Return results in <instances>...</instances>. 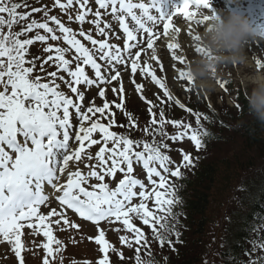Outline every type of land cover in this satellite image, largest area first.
<instances>
[{"label":"snow or ice","instance_id":"1","mask_svg":"<svg viewBox=\"0 0 264 264\" xmlns=\"http://www.w3.org/2000/svg\"><path fill=\"white\" fill-rule=\"evenodd\" d=\"M94 3L98 6L95 11L89 0H65L63 3L55 0L54 7L62 12L75 11L74 17L68 15L69 21L74 20L81 25L78 31H74L57 16H49L47 9L22 11L29 7L26 0L23 3L0 0V237L12 245L20 264H24L21 237L37 234L46 238L47 242L42 245L46 252L43 264H49L48 257L54 258L52 245H57V252L61 245L53 235L52 225L59 226L58 230H64L65 226L78 227L66 215V210L98 228L101 222L111 224L119 221L127 233L132 234L131 238L121 236V243L129 248L133 244L139 246L134 251L135 264H158L154 256L143 260L141 249H147V255L152 256L150 243L159 242L161 248L166 243L171 246L173 233L179 242L174 208L181 200L177 186L169 177L181 179V168L193 166L191 154L181 150L183 162L173 169L171 165L174 162L167 154L169 145L166 141L177 142L187 138L199 151L204 147V138L212 135L201 124L202 114L199 112L192 113L197 126L193 128L182 120L166 119L163 108L157 117L152 111L153 106H150L151 120L141 131L152 139H132L130 130L137 128V122L125 112L128 124H117L115 113L110 111L109 102L104 100L105 89L100 87L120 78V72L114 65L130 63L132 74H136L138 69L142 75L147 74L171 100L172 94L165 84L148 66L140 67L141 51L146 46L153 50L150 58L157 60L154 45L163 46L164 50L172 53L174 61L184 65L185 57L176 54L181 45L166 43L162 37H168L170 32H181L179 26L173 27V17L182 16L196 25H203L214 18L211 0H183L182 6L171 14L164 12V0H94ZM200 9L211 14L197 19ZM41 11V20L30 19L33 12ZM90 14L94 19L87 20ZM109 15L118 21L126 37L123 51L106 38L94 39L82 27L87 20L95 26L97 35L107 37L109 33L105 30L112 31L111 21L102 19V16ZM17 27L19 30H15ZM34 32L35 35L29 36ZM112 34L115 35L114 32ZM188 35L193 41L198 39L191 28ZM49 41H62L66 47ZM36 42L46 45L43 48V52L48 54L46 57L30 52V47ZM132 49L138 50L133 52ZM194 51L199 54L201 50L194 46ZM37 61H40L39 66ZM98 61H104L108 67H102ZM256 64L264 70L259 59ZM49 68L55 70L49 71ZM86 68L90 69L91 76ZM105 72H115V75L106 76ZM178 79L193 83L184 71L178 72ZM61 83L73 95L66 94ZM218 83L226 90L227 81ZM93 86L100 88L98 94L104 100L103 106L95 105L94 100L84 104L85 93ZM140 89L141 86L137 85V91ZM112 91L116 93L117 89ZM120 92H123L122 84ZM175 103L185 111H191L179 100ZM116 107L124 112L122 97L121 104ZM203 119L208 121L209 117L203 116ZM102 120L108 122L102 123ZM165 125H172L175 134H169ZM115 127L126 131L118 133L112 130ZM95 145L99 148L93 155L90 149ZM81 165L87 171L82 170ZM135 166L142 167L147 184L133 174ZM118 173L122 178L113 188L110 184ZM52 192L58 194L55 199L59 209L50 207ZM134 199L139 202L133 203ZM42 206L49 207V211L42 212ZM136 220L148 226L151 239L136 225ZM25 228L29 229L28 233H24ZM95 243L103 253L97 264H110L109 252L116 253L117 250L105 239L104 230L99 231ZM257 247L264 249V243H254L253 249ZM119 258L125 259L122 253ZM248 264H264V258L250 260Z\"/></svg>","mask_w":264,"mask_h":264},{"label":"rangeland","instance_id":"2","mask_svg":"<svg viewBox=\"0 0 264 264\" xmlns=\"http://www.w3.org/2000/svg\"><path fill=\"white\" fill-rule=\"evenodd\" d=\"M133 1L138 2V0ZM217 1L219 2L215 1L216 4H212L211 0V9L216 15H219L221 12L230 13L235 11L238 14L247 17L254 27H256L259 31L264 32V0H241L239 7L231 4L229 0ZM61 2L63 3L65 0H61ZM89 2L93 8V11H95L98 6L95 5L94 0H89ZM144 2H148V0H144ZM45 4L48 6H46L44 9L49 10V16H56L57 14L58 18L61 19L62 22L66 24V26L71 27L74 31L79 30L81 25L74 22V20H68L69 14L73 15V17L75 16L74 10H69V13L66 14L58 7H54L55 1H52L51 4H48L46 1ZM75 8H79V5H75ZM191 10L197 11L195 9ZM200 10L207 12L204 9ZM100 11L102 13L104 12V10ZM153 14L156 15L154 10ZM42 18L43 14L38 20H41ZM196 18H200L199 12ZM30 19L32 18L30 17ZM92 19H94V16L90 14L87 20ZM102 19L111 21L112 31L109 29L105 30L109 33L107 37L97 35L95 26L91 23H88L87 20L82 25V27L86 32H90L94 39L102 40L106 38L110 44L121 48L123 51V45L126 42V37L119 28L118 21L113 20L110 15L107 17L102 16ZM173 21L175 22V27L179 26L181 29L182 27H184V29L189 27L193 30V34H196V30H204L207 26V22H205L203 25H196L194 23L190 24L188 21L184 20L182 16L173 17ZM128 22L131 23L130 20H128ZM50 26L55 27L51 24ZM101 26H103V24ZM15 30H19V28L17 27ZM112 32H114L115 35H113ZM187 33L188 31H182L181 34L175 37L174 40L176 43L181 45V48L176 50V54L184 56L185 63L194 54L198 55L194 51L195 42L191 40V37ZM33 35L34 33L29 34V36ZM173 35L174 34H171V36L168 38L163 37L162 39L167 43L168 40L173 37ZM78 38L81 39V41L85 43L86 46L91 47V45L87 41H84L82 37ZM60 46L66 47V45L61 43ZM145 47L146 46H144L143 51H141L142 56L140 60V67L143 68L148 66L150 71H152L157 76V79L161 80L165 84L168 91L172 94V99L169 100L168 97H165L163 95L164 90L158 85H155L151 81V77L147 74L142 75L139 69L137 70L136 74H132L130 63H126L114 65L116 71L120 72V78L112 81L111 83L100 86L105 89L104 100L109 102L110 111L115 113L117 124H128V119L124 114L125 112L130 113L133 116L134 120L137 122V128L131 129L130 135L131 138L136 140L152 139L151 136H146L145 133L141 131V129L148 125L151 120L148 110L150 106H153L152 111L157 114V117L160 109L163 108L166 119L182 120L185 123L191 124L193 128L197 127L195 116L192 115L193 112H199L202 114L201 124L204 128L207 126L203 120V115L207 112L206 107L208 106L214 108L216 109L217 113H219V116L221 117L220 119L225 125L223 126V130L220 129L218 131L217 129H213L216 133L215 139L204 142V147H202L199 151L196 150L195 145L187 138L177 142L167 140L166 143L169 146H173V148H175L172 152L167 151V154L172 156V161L176 166L179 165V163L182 164L183 162L181 150H183L184 153L191 154L193 166L181 168L183 174L191 176L192 171L196 169L195 167L202 160L204 162L210 161L212 164L215 162L217 163L219 169V174L215 184L217 192L216 190L211 192L210 205L207 211L208 224L205 235L202 239L205 249L203 256L204 261L207 264H225L224 261L222 262L220 256H218L217 253V239L223 224H225L227 221V218L225 217L226 214L230 209L234 211L237 210L239 203H242L239 190L240 183L236 186V188L235 185L240 180V178H242L241 181L253 179L257 176L258 172L264 171V164H260L255 169H248L251 171L248 174L243 168L239 169V167L235 165L236 156L240 155V139L236 133V129L239 128L238 126L241 124L242 120L237 116L235 110H231L236 92L243 90L244 94L247 96L251 90L250 86L245 81V76L256 72L264 73V70L258 68L256 64L257 59L260 60L261 64H264V43L252 44L246 50L250 62L248 66L223 67L220 70L217 80L213 81L214 86L207 90L196 89L193 87V84H187L186 82L180 81L178 79V72L184 71L185 63L184 65H181L178 63V61H174L171 58L172 53L164 50L163 46H154L156 49L157 60H152L150 58L153 50L145 49ZM132 51H135V49H132ZM32 54L34 55V52H32ZM68 55L71 56V53ZM125 59L127 60V56H125ZM145 61H147V65L145 64ZM98 62L102 64V67H108L104 61ZM86 71L90 76L92 75L90 69L86 68ZM105 75H115V72H105ZM218 81L228 82L226 84V90L219 86ZM121 84L123 86L122 93L120 92ZM137 85L141 86L140 91H137ZM80 87L83 89L84 86L81 85ZM113 88L117 89L116 93H113ZM61 89L66 94L73 95L63 83H61ZM99 90L100 88L96 86H93L87 90L85 93L84 104L88 105L90 101L94 100L95 105L103 106L104 100L99 97ZM121 97L123 100L124 112L116 107L117 104H121ZM176 100H179L186 109H190L191 111H185L184 109L180 108L175 103ZM98 116L99 114H97V117ZM97 117H93V119H96ZM73 122L75 123V120ZM101 122L107 123L108 121L102 120ZM112 130L118 133H124L126 131L124 128L120 127H115ZM165 130L169 134H175L176 131L172 125H165ZM96 138H98V134ZM157 139H159V137H157ZM98 148L99 145H95L90 149L93 155L96 151H98ZM94 162L95 161H93V163ZM248 164L252 165V162L249 161ZM80 167L82 170L87 171L86 169H83V165ZM133 174L137 178L141 179L145 184L148 183L146 173L142 167L135 166ZM121 178V174L118 173L115 181H112L110 186L114 188L116 183ZM173 178L175 177H169V180L173 182ZM93 183H95V181H93ZM138 202V200H133V203ZM149 206H151V201L149 202ZM69 218L72 222L78 225L77 228L65 226L64 230H58L59 226L56 225L52 227L53 235L55 238L61 241V245L59 246L60 251L58 252L55 251L57 245H52L54 258L48 257L49 264H85V262H88V264H97L98 260L103 256V253H101L99 250L100 246L95 243V238L98 236L100 230L105 231V239L117 250L116 253H112L111 251L109 252L110 264H135L134 251L135 248L139 246L133 244V247L129 248L127 245L121 243V236H127L131 238L132 234L127 233L126 229H124L123 225L119 221H114L111 224L108 222H102L98 228L96 225H91L84 221H78L70 216ZM135 223L137 226L141 227L146 236L151 239V230L148 228V226L143 225L139 220H136ZM23 231L24 233H28L29 229L25 228ZM190 232L192 235L193 231L191 230ZM190 232L186 231L185 238H181V240H179L180 242H177L176 235L172 234L170 236L172 241L171 246L166 243L161 248L159 242L154 241L150 243L149 248L152 251V256L147 255V249L142 248V259L147 261L152 259L154 256L158 264H166L169 261L179 262L182 258V253H185L186 256H190L192 251L198 246L197 241L190 237ZM38 236L39 237H37V240L32 239V235L21 237L23 244L21 255L23 257L24 254H27L26 264H43L44 262L46 252L42 245L47 241L46 238H44L41 234H38ZM259 236L262 237L261 234H259ZM188 237H190V239H188ZM260 243L263 242H261V240L255 242L257 245ZM120 253L123 254L125 258L124 260L119 258ZM249 253H251V255L248 254L245 259L248 258L250 260H257L255 257L264 258V249H260L259 247L255 249L252 248V250H249ZM0 264H20V260L15 255L12 245L7 241H3V239H0Z\"/></svg>","mask_w":264,"mask_h":264},{"label":"trees","instance_id":"3","mask_svg":"<svg viewBox=\"0 0 264 264\" xmlns=\"http://www.w3.org/2000/svg\"><path fill=\"white\" fill-rule=\"evenodd\" d=\"M234 107L242 120L239 128L236 129L240 139V155L236 156L235 165L239 169L243 168L248 174L251 172L248 169H255L260 164H264V122L249 113L248 101L242 91H238L236 94ZM206 111L203 116L209 117V120H203L212 135L211 138L205 137L204 142L215 139L216 133L213 129L219 131L223 130V126H225L215 111L207 107ZM249 161L252 162V165L248 164ZM195 168L191 176L183 174V178L177 180V194L181 203L176 205L175 212L177 217L180 216L176 229H179L180 232L192 230L193 234L191 235L190 232V237L197 241L199 249L190 256L182 253L179 262L169 261L166 264H203L202 257L205 249L202 239L208 224L207 211L211 192L216 190L215 184L219 169L216 162L212 164L210 161L204 162L203 160ZM241 180L242 178L237 182L235 188L240 183L242 203L239 205V209L229 210L226 216L227 221L219 235L218 247L219 250H222L221 260L225 264H248L250 259H245L248 252L247 244L260 239L259 228L264 229V171L258 172L253 179Z\"/></svg>","mask_w":264,"mask_h":264},{"label":"clouds","instance_id":"4","mask_svg":"<svg viewBox=\"0 0 264 264\" xmlns=\"http://www.w3.org/2000/svg\"><path fill=\"white\" fill-rule=\"evenodd\" d=\"M237 7L241 0H229ZM200 17L210 15L198 10ZM198 39L194 46L201 51L193 55L184 65V72L191 77L193 87L211 89L220 70L225 66H248L247 49L255 43H264V32L259 31L249 19L233 11L221 12L207 22L204 30H196ZM175 40V35H173ZM250 86L247 94L249 113L264 122V73L245 76Z\"/></svg>","mask_w":264,"mask_h":264},{"label":"bare ground","instance_id":"5","mask_svg":"<svg viewBox=\"0 0 264 264\" xmlns=\"http://www.w3.org/2000/svg\"><path fill=\"white\" fill-rule=\"evenodd\" d=\"M215 1H216V2H219V1H217V0H212V4H213V3L216 4ZM212 4H211V5H212ZM168 6H169V7H167L166 12H167L168 14L173 13V8L171 7V5H168ZM173 27H174V23H173ZM182 31H189V27H186L185 29H184V27H182L181 32H182ZM181 32H180V33H174L175 37L179 36V35L181 34ZM172 33H173V32H170V33H169V36H171ZM169 36H168V37H169ZM168 37H167V38H168ZM176 39H177V38H176ZM168 42H169V43H176V41L173 40V37H171V38L168 40ZM168 42H167V43H168ZM154 46H156V45H154Z\"/></svg>","mask_w":264,"mask_h":264}]
</instances>
